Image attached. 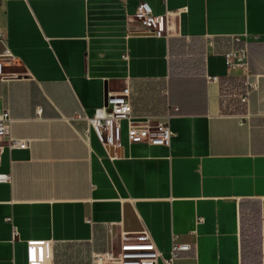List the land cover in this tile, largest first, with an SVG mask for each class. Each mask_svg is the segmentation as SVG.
I'll use <instances>...</instances> for the list:
<instances>
[{
  "label": "crops",
  "instance_id": "crops-1",
  "mask_svg": "<svg viewBox=\"0 0 264 264\" xmlns=\"http://www.w3.org/2000/svg\"><path fill=\"white\" fill-rule=\"evenodd\" d=\"M141 2L170 14L167 36L144 32ZM0 28V113L30 141L0 142V264H28L31 241L92 264L144 227L165 259L175 236L191 246L176 264H264V0H0ZM125 89L169 146L131 143L127 122L99 139L86 118Z\"/></svg>",
  "mask_w": 264,
  "mask_h": 264
},
{
  "label": "built area",
  "instance_id": "built-area-1",
  "mask_svg": "<svg viewBox=\"0 0 264 264\" xmlns=\"http://www.w3.org/2000/svg\"><path fill=\"white\" fill-rule=\"evenodd\" d=\"M169 13L164 16H156L151 6L147 2H141L135 14V19L140 23L144 32L157 37H165L169 30ZM5 30L0 28V41H4ZM261 40L264 45V35L255 37ZM244 42L241 49L234 48L225 54L227 64L231 69L241 70L245 76L249 67L248 42L242 37H234L233 43ZM1 58V57H0ZM6 79L3 62L0 59V81ZM216 80V77L213 78ZM247 86L253 88L251 83ZM247 103V97L242 99ZM41 114V110L38 111ZM77 118H82L80 115ZM99 139L108 144L120 142L122 136V123L128 124V139L131 143L145 142L156 146H169L173 137V132L168 122L151 126L149 121L136 122L132 116V106L129 99V89L122 93L108 94L105 104L96 109L92 117L86 118ZM12 119L8 110L0 113V142L6 141L10 149H27L30 141L15 140L10 136ZM10 181L8 175H0V182ZM12 222L11 220H9ZM18 236V232L13 227V239ZM177 236L173 238V245L170 256L164 258L151 242V235L144 227L139 233H122L119 248L114 252L93 253L92 264H159L161 260L164 264H176V260L181 254L191 250V246L186 243H177ZM28 264H51L53 260V243L31 241L27 244Z\"/></svg>",
  "mask_w": 264,
  "mask_h": 264
}]
</instances>
